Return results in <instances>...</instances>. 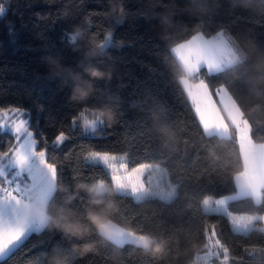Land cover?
<instances>
[{
	"label": "trees",
	"instance_id": "trees-1",
	"mask_svg": "<svg viewBox=\"0 0 264 264\" xmlns=\"http://www.w3.org/2000/svg\"><path fill=\"white\" fill-rule=\"evenodd\" d=\"M121 5L122 16L114 11ZM0 8V110H27L24 118L37 150H46L48 162L57 166L45 206L63 209L87 229L75 237L51 226L40 228L0 264H194L204 251L217 254L213 264H264L258 217L248 231L236 232L225 213L202 207L204 198L235 191L233 176L242 161L233 127L227 137L203 131L179 83L183 70L171 53L172 46L196 33L205 38L224 34L239 60L216 72L200 67L188 79L204 83L211 94L224 87L248 123L249 139L264 142V0H0ZM74 25L83 29L75 44L68 39ZM106 38L105 51L91 55L89 47ZM87 67L110 78L91 80ZM84 81L91 89L81 98L74 85ZM97 110L110 111L112 120L102 118L95 131H86L81 121H95ZM61 132L66 139L52 147ZM16 145L14 135L0 129V155ZM92 151L121 156L127 168L162 167L174 185L172 211H182L184 220L166 228L157 213L160 201L146 211L132 196L114 191L106 167L86 160ZM94 183L103 185L102 199L112 205L108 220L151 238L162 251L117 244L85 227L88 210L104 204L91 205L89 193L78 185ZM225 208L263 215L264 186L258 202L241 196ZM85 244L92 250L83 252Z\"/></svg>",
	"mask_w": 264,
	"mask_h": 264
},
{
	"label": "rangeland",
	"instance_id": "rangeland-1",
	"mask_svg": "<svg viewBox=\"0 0 264 264\" xmlns=\"http://www.w3.org/2000/svg\"><path fill=\"white\" fill-rule=\"evenodd\" d=\"M221 37H224V41H222ZM225 39L226 36H224V34H221L220 32H218L211 38L203 37L205 43L215 41V45L213 46V48L211 47L213 51L212 56L209 55V53L203 48V46H201V44L194 41L192 44H186L184 48L183 46H178L179 44H177L171 48V52L174 55L175 59L178 60L177 62H180L184 70V75L179 79L183 91H185L191 99L192 91H195V93L197 92V94L202 98L201 102L203 106L208 110V112L213 114L212 116L208 114L210 118L209 121L206 120V122H208L209 125L204 124V131L206 133L213 132L218 135L230 134L229 127L228 125H225L223 119H228L233 127L235 126L234 128L235 131H237V137L239 139L240 149L245 164L243 172H238L235 178L238 189L236 194H241V189H243L246 184L249 187L253 188L254 184L259 180V175L261 173L258 169H255V171L251 172L250 168L248 167V158H250L251 156L249 148L247 147L248 144L245 142L248 138H245L241 143L243 134L247 131L248 123L241 116L240 110L231 99L224 87L220 86L216 88V90H214V94H212L210 97L205 98L204 94H202L201 96V92L198 88H190V83L192 82L188 79V76L194 73L196 69L201 66V64L209 66L210 70L217 71L222 69L224 66L234 62L233 57H239L237 51H235V48L228 42L227 39L225 43ZM214 57H216L215 62L217 63V65L213 67L209 65V60L213 59ZM197 83L202 84V82L200 81H198ZM195 106L198 107L197 103L195 104ZM12 116L13 114L9 112V117ZM3 120V115L0 114V122H3ZM116 157L117 158L115 160H109L107 162L97 161L108 170L114 191L132 196L135 206L142 207L146 211L152 210L151 208L153 207V205H160V203L163 204V206L160 207V213L157 211L156 212L162 216L164 220V226L166 228L170 227L172 224L184 220L185 216H183L182 211H180L179 209L176 210L177 212H174V210L172 211V209H176L174 207L172 208V204H170V198L173 194L174 185L169 182L162 167L156 164L143 163L133 168H127L123 161V158L121 156ZM8 159H11V157H8ZM33 163L35 164L36 162L33 161ZM111 164H115L117 166L115 170L109 167V165ZM39 169L45 178L46 184L49 185L53 190L55 177H53L51 172L47 168L43 167V165H40ZM247 175L249 176V178H246ZM117 177H119V179H117ZM3 179L4 178H1L0 181L2 184ZM246 181L247 183H245ZM5 185L8 186L6 187V192L12 191V189L15 187V185L8 184H4L3 187ZM14 195L20 198L26 197L30 200V202H35L36 205L42 204V207L45 206V203L47 201V199H37L35 193L28 195L21 192L14 193ZM234 195L235 194H233L232 196ZM227 196L228 195L218 198H204L202 201V207L204 210L211 209L225 213L229 219L231 230L236 232L248 231L251 227H253V218H255L256 215L246 213H229L225 208V203L227 201L224 200ZM157 201H160V203L157 204ZM84 225L85 227L95 229L88 220H84ZM110 227L111 229H116L119 232L127 231L118 227L112 222H110ZM261 229L264 231V225L261 227ZM112 233L113 238H122V241L119 244H122L124 242L135 243L137 238L143 237L134 235L128 231L127 233H129V237H122L121 235L119 237V234H115L113 231Z\"/></svg>",
	"mask_w": 264,
	"mask_h": 264
},
{
	"label": "snow or ice",
	"instance_id": "snow-or-ice-1",
	"mask_svg": "<svg viewBox=\"0 0 264 264\" xmlns=\"http://www.w3.org/2000/svg\"><path fill=\"white\" fill-rule=\"evenodd\" d=\"M2 10L0 8V11ZM109 43L110 39L106 38L101 47L107 48ZM9 112L13 114L12 117H9ZM26 112L27 110L18 107L0 110V114L4 118L3 122H0V129L10 132L17 141L16 146L0 155V178H4V184L15 185L12 191L7 192V199L0 198V257H4L7 253L19 247L30 233L39 231L26 219H22L13 207L11 201L17 199L14 193L23 192L28 195L35 193L37 199L46 200L51 195L52 189L46 184L39 166L43 165L47 168L53 177L58 174L57 166L48 162L46 150H37V141L29 128L30 121L23 118ZM65 139V134L63 132L59 133L55 137L52 147H59ZM8 157H11V159H8ZM116 158L114 154H101L95 151L86 155V160L92 164L97 161L107 162ZM33 161L36 163L34 164ZM109 167L115 170L117 166L111 164ZM22 174H26L27 177V182L23 185L17 180V178L23 179ZM6 191L5 187L0 186V193Z\"/></svg>",
	"mask_w": 264,
	"mask_h": 264
},
{
	"label": "clouds",
	"instance_id": "clouds-1",
	"mask_svg": "<svg viewBox=\"0 0 264 264\" xmlns=\"http://www.w3.org/2000/svg\"><path fill=\"white\" fill-rule=\"evenodd\" d=\"M121 16L124 14L123 6H119L117 9H114ZM83 34V29L80 25H74L72 27V31L68 33V39L70 43L75 44ZM105 51V48H102L99 42L89 47V53L91 55H99ZM46 62L50 65L54 64V61L51 58L45 57ZM234 61L239 60V57H233ZM58 67V65H56ZM85 72L89 76L91 80L102 79L109 77L110 74L101 71L95 67H87L85 68ZM91 89V84L89 81H84L82 83H77L74 85V94L78 97H86L89 94ZM102 118H105L109 121L112 120L113 116L110 111L105 110H97L96 111V119L95 121L90 120H82L81 125L87 131H95L96 123H98ZM79 188L85 189L90 195L89 203L91 205H102L103 208L99 209H89L87 212V220L89 223L96 229L97 233L106 240L113 241V233L110 227V221L107 218V211L111 209L112 205L110 203L105 204L102 196L104 195V187L100 183H94L91 185L88 184H80ZM32 216L37 220L41 229L48 228L51 226L52 228L59 229L66 235L81 237L86 234L87 229L83 228L79 223L71 221L68 216L65 214L63 209L55 208L52 211L45 207L32 209ZM138 247L143 248L144 250L151 249L153 252L162 251L161 244H153L151 238L147 236L139 237L135 241ZM92 250L91 244L83 245L82 251L89 252Z\"/></svg>",
	"mask_w": 264,
	"mask_h": 264
},
{
	"label": "crops",
	"instance_id": "crops-1",
	"mask_svg": "<svg viewBox=\"0 0 264 264\" xmlns=\"http://www.w3.org/2000/svg\"><path fill=\"white\" fill-rule=\"evenodd\" d=\"M222 34V33H221ZM223 36V35H222ZM222 38V41H224V37H221ZM194 42H198L199 44H201V46H203V48L209 53L210 56H212V49L211 47L213 48V46L215 45V41H211L209 43H205L204 40H203V36L200 34V33H196L194 35H192L190 38H188L187 40L183 41V42H180L178 43L179 45L178 46H186V44H192ZM225 43H226V39H225ZM177 45V44H176ZM175 46V45H174ZM173 47V46H172ZM171 47V48H172ZM182 48V47H181ZM172 53V52H171ZM173 55V54H172ZM174 56V55H173ZM175 58V57H174ZM216 60V57H214L213 59L209 60V65L211 66H215L217 65V63L215 62ZM178 61V60H176ZM180 65V67L182 68L180 62L178 63ZM200 67H204L208 72H216L215 70H210L209 66H206V65H203L201 64V66H199L196 71L200 68ZM183 70V68H182ZM219 71V70H217ZM183 73H184V70H183ZM193 74V73H192ZM191 74V75H192ZM190 76V75H189ZM188 76V77H189ZM180 83V82H179ZM181 85V84H180ZM190 88L191 89H196L198 88L199 91L201 92V96L202 94L205 95V98L207 97H210L212 94L210 93V91L207 89V87L205 86L204 83H197V82H192L190 83ZM182 87V86H181ZM220 87V86H219ZM218 88V87H217ZM207 90V91H206ZM216 90V89H215ZM209 92V93H207ZM187 99L189 100L192 108H193V111H194V114L195 116L197 117V120L199 121L203 131H204V124L206 125H209L207 121H209V115L212 116L213 114L208 112V110L203 106L202 102H201V97L197 94V92L195 93V91H192V99L186 94V92L184 91ZM213 97V96H212ZM197 103L198 107L195 106V104ZM198 108H199V112H198ZM209 114V115H208ZM226 118V117H225ZM225 125H228V127H233V125L231 124V122L228 120V119H223ZM235 127V126H234ZM233 127V128H234ZM235 130V128H234ZM205 132V131H204ZM206 133V132H205ZM206 134H216V133H206ZM218 135V134H216ZM235 135H236V138H237V144H238V148H239V154H240V157H241V161H242V170L240 171L241 173L243 172L244 170V167H245V164H244V159H243V156H242V152H241V149H240V144H239V139L237 137V131H235ZM219 136H224V137H227L229 136V134H223V135H219ZM245 138H248L246 139V143L248 144L247 147L249 148V152H250V158H248V167L250 168V171L253 172L255 171V169H258L261 173L259 175V180L254 184L253 188L252 187H249L247 184L244 186L243 189H241L242 193L241 194H236L237 193V184H236V174L233 176V181H234V185H235V191L232 193V194H229L227 197H225V201H228V200H231V199H234L237 198V197H241V196H250L251 199L254 201V202H258L260 200V188L264 186V142H261V143H253L250 139H249V136H248V127H247V131L243 134V137H242V140H241V143L242 141L245 139ZM250 142V143H249ZM240 173V174H241ZM22 176L26 179V174H22ZM246 178H249V176L247 175ZM26 182H27V179H26ZM247 183V181L245 182ZM3 185V184H2ZM0 185V186H2ZM6 186V185H5ZM257 189V190H256ZM233 194H235L234 196H232ZM232 196V197H231ZM17 197V196H16ZM0 198H3V199H7V192H4V193H0ZM12 205L13 207L15 208V210L19 213L20 217L22 219H26L31 225H33L34 227L40 229V225L39 223L37 222V220L32 216V209H35V208H40L42 207V204L41 205H36L35 202H30V200L28 198H20V197H17V199H13L12 201ZM222 203V202H221ZM44 207V206H43ZM259 218L260 219V227H262L264 225V214L263 215H260V216H256L255 218H253V221L256 219V218ZM83 225H84V222H83ZM85 226V225H84ZM88 228V227H87ZM112 231L115 233V234H119V237L120 235L122 237H129V233H127V231H117L116 229H112ZM115 237V236H114ZM121 239V240H119ZM113 238V241L114 243H117L119 244L121 241H122V238ZM136 244V243H135ZM8 254V253H7ZM2 258V257H0Z\"/></svg>",
	"mask_w": 264,
	"mask_h": 264
},
{
	"label": "built area",
	"instance_id": "built-area-1",
	"mask_svg": "<svg viewBox=\"0 0 264 264\" xmlns=\"http://www.w3.org/2000/svg\"><path fill=\"white\" fill-rule=\"evenodd\" d=\"M17 180L20 181L22 185L23 183H25L24 178L23 179L17 178ZM4 187L6 189V187L8 186H4ZM226 255H227L226 253L223 254L222 256L223 260L225 259ZM217 258L218 256L214 251H204L199 253L197 256H195L193 262L194 264H213V261Z\"/></svg>",
	"mask_w": 264,
	"mask_h": 264
}]
</instances>
